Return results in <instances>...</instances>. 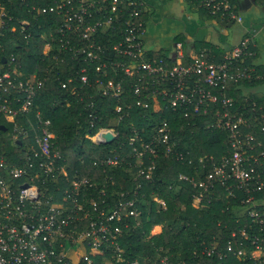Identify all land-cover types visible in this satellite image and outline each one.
Returning a JSON list of instances; mask_svg holds the SVG:
<instances>
[{"label": "built area", "instance_id": "built-area-1", "mask_svg": "<svg viewBox=\"0 0 264 264\" xmlns=\"http://www.w3.org/2000/svg\"><path fill=\"white\" fill-rule=\"evenodd\" d=\"M6 1L9 0H0V52L4 49L1 39L6 31L16 28L11 24ZM29 2L37 13L59 16L57 26L61 34L77 33L83 44L74 47V52L97 62V70H103L107 62L103 59L104 46L95 37L109 28L114 29V21L121 22L122 38L112 48L124 56V61H112L111 65L120 67L131 79L130 86L140 97L136 103L147 107L151 102L155 110L182 109L185 115L191 107L211 117L206 127L229 132L226 153L219 159L209 157L210 169L202 178H190L199 188L193 203L197 205L215 182L227 189L235 184L246 193L244 201L248 204L246 213L250 220L237 232L232 230L230 239L222 244L214 241L201 252L214 264H264V195H261L264 115L261 114L259 120L254 114L250 122H246L243 112L233 111V99L227 94L230 82L254 77L255 66L247 63V59L254 56L252 38L244 35L220 60L213 59L202 49L185 63L180 41L175 43L173 54L149 58L145 57L141 39L145 29V21L141 18L145 11L143 0H54L42 7L35 6L34 0H20L22 6ZM125 3L126 16L122 6ZM198 3L217 17L230 22L242 20L230 0H199ZM17 23L20 32L29 36V22L19 19ZM50 48L48 40L43 51ZM86 79L81 73L80 80L85 82ZM97 81L103 94L119 102L124 94L121 79ZM43 84L44 80L36 73L25 75L23 64L13 50L8 57L0 54V115L11 123L7 134L12 143L18 144L17 152L6 155L0 140V264H141L138 258L127 259L119 243L130 227L129 218L135 224L140 222L137 191L120 190L118 194H108L102 184L95 196L88 189L93 182L87 176L69 174L65 159L53 140L54 133L48 127L49 121H42L39 110L35 109V99ZM147 90L150 94L143 98ZM33 111L37 124L30 116ZM116 111H121L119 103ZM246 127L255 128L260 137ZM107 130L114 134L102 128L92 140L102 142L100 134ZM169 141L167 119L155 122L146 140L136 133L130 136L137 176L152 178L157 147L163 145L164 154L168 155L172 148ZM117 163V154L112 157L101 154L99 160L93 162L101 165L104 173L117 167ZM179 178L185 180L187 176L180 174ZM108 179L113 178L107 175ZM48 181L52 182V189ZM256 195L259 197L255 198ZM153 200L159 209L165 208L163 199L154 196ZM151 264L187 263L182 259L170 261L164 255Z\"/></svg>", "mask_w": 264, "mask_h": 264}, {"label": "trees", "instance_id": "trees-1", "mask_svg": "<svg viewBox=\"0 0 264 264\" xmlns=\"http://www.w3.org/2000/svg\"><path fill=\"white\" fill-rule=\"evenodd\" d=\"M53 1L34 0L33 3L42 7ZM198 1L187 0L189 6L192 9L198 7L202 15L217 17L205 6L199 5ZM5 5L8 15L12 16L11 24L14 23L16 28L14 31L7 30L1 39L4 49L0 54L8 57L13 50L22 62L26 76L36 73L44 80L35 99V109L39 110L42 121H49L48 127L54 133L53 140L65 159L69 174L87 176L92 185L96 184V187L90 185L88 188L95 196L102 184L108 194H118L120 190L137 191L140 222L135 224L129 218L130 227L119 242L124 256L127 259L138 258L141 264H151L164 255L173 262L182 259L187 264H214L201 250L214 241L222 244L231 238L232 230L237 232L250 220L246 213L248 204L244 201L246 193L235 184L227 189L225 185L215 182L194 205L193 199L199 188L190 182V178H202L210 169L209 157L219 159L226 153L229 132L206 127L211 117L191 107L185 115L182 109L155 110L151 102L147 107L136 103L140 97L133 92L131 79L120 67L111 65L112 61H124V56L112 48L122 38L121 22L114 21V29L109 28L95 37L104 46L103 59L107 62L103 70H97V62L74 52V47L83 44L80 36L58 31L59 16L48 12L37 13L32 9L31 2L22 6L20 0H9ZM122 6L126 16L127 5ZM19 19L29 22V36L25 37L20 32ZM48 40L51 41V48L44 53L43 46ZM163 56L161 53H145V57L149 58ZM253 58H248L247 63H252ZM188 61L190 59L185 55L184 62ZM81 73L87 76L85 82L80 80ZM97 79L122 80L124 94L119 102L115 97L102 93ZM258 82L256 78L230 82L227 88V94L233 99V111L238 109L243 112L246 122H250L254 114L261 120V114L264 115V94H251L245 100L238 85L250 87ZM63 83L65 86H62ZM149 94L150 90H147L142 97ZM118 103L120 112L116 111ZM34 112L30 116L36 123ZM160 119H167L170 126L171 153L165 155L163 145L157 147L155 169L152 178L147 180L137 176L134 150L129 138L136 133L144 140L148 139L151 127ZM0 125L7 127V130L0 127V140L6 155H11L18 150V144L12 143L7 134L11 123L0 115ZM24 125L27 123L24 122ZM102 128L114 132L115 139L111 143L92 140V136ZM246 130L260 137L255 128L246 127ZM134 145L139 149L138 141ZM101 154L111 157L117 154V167L104 173L101 165H94V160H99ZM81 159L83 162H80ZM180 174H185L187 179L179 178ZM107 175L113 179L107 180ZM47 183L52 189V182ZM154 196L164 200V209L158 208ZM258 197L256 195L255 198ZM158 224L162 227L161 231L151 234V228Z\"/></svg>", "mask_w": 264, "mask_h": 264}, {"label": "crops", "instance_id": "crops-1", "mask_svg": "<svg viewBox=\"0 0 264 264\" xmlns=\"http://www.w3.org/2000/svg\"><path fill=\"white\" fill-rule=\"evenodd\" d=\"M230 1L242 16L240 22L202 15L187 0H143L145 29L141 39L145 53L171 55L175 43L180 41L188 58L205 49L213 59H218L244 35H249L259 82L250 87L238 85L247 100L251 94H264V0Z\"/></svg>", "mask_w": 264, "mask_h": 264}, {"label": "water", "instance_id": "water-1", "mask_svg": "<svg viewBox=\"0 0 264 264\" xmlns=\"http://www.w3.org/2000/svg\"><path fill=\"white\" fill-rule=\"evenodd\" d=\"M2 60L4 61L5 58L3 57ZM0 127H3V129H6L5 126L3 125H0ZM100 136L102 138V142H105V143H111L115 139V135L109 130L102 132Z\"/></svg>", "mask_w": 264, "mask_h": 264}, {"label": "rangeland", "instance_id": "rangeland-1", "mask_svg": "<svg viewBox=\"0 0 264 264\" xmlns=\"http://www.w3.org/2000/svg\"><path fill=\"white\" fill-rule=\"evenodd\" d=\"M48 50L46 49L45 51H43V52H47ZM253 63V65L255 66V63L254 62H252ZM32 77V76H31ZM253 78H257V75H256V73H254V77ZM161 225L160 224H158V225H154L152 228H151V230H150V232H151V234H155V233H158V232H160L161 231Z\"/></svg>", "mask_w": 264, "mask_h": 264}]
</instances>
